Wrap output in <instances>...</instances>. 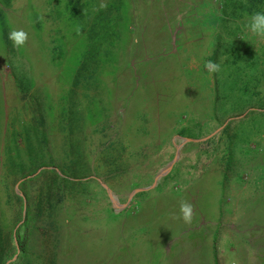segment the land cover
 <instances>
[{
    "label": "rangeland",
    "instance_id": "374dc122",
    "mask_svg": "<svg viewBox=\"0 0 264 264\" xmlns=\"http://www.w3.org/2000/svg\"><path fill=\"white\" fill-rule=\"evenodd\" d=\"M0 2V250L14 264H264L251 16L215 23L219 0ZM29 136L35 159L11 160Z\"/></svg>",
    "mask_w": 264,
    "mask_h": 264
},
{
    "label": "trees",
    "instance_id": "16d2710c",
    "mask_svg": "<svg viewBox=\"0 0 264 264\" xmlns=\"http://www.w3.org/2000/svg\"><path fill=\"white\" fill-rule=\"evenodd\" d=\"M0 1L11 6L14 0H0ZM75 1H77V0H70L71 3H75ZM93 3H94V0H90V1L86 0V8L88 7V4L92 6ZM219 4H220V12H219L220 14L215 17V19H214L215 23H218L220 21H225V22L226 21H236L237 22L246 16H251L253 13H255L257 11H264V0H219ZM74 6H75L74 12H75V14H78L79 13V10H78L79 6H77V4ZM96 6H97V4H96ZM119 17H120L119 15L113 16V18H115V19H119ZM38 25L40 26L41 23L39 22ZM239 27L240 26L238 25L237 30L239 29ZM237 30L235 32H237ZM64 45L68 46V43H65V42L62 43L61 42V44L58 46H60V48H63ZM58 46H57V48H58ZM55 51H56V49H55ZM62 53L64 55H66L67 51L62 50ZM108 54H109V51L105 52V56H107ZM82 57H83V55H82ZM65 58L63 60H65ZM63 60L60 61V63L63 62ZM70 60H72V59L70 58L69 61ZM86 64L87 63H84V65H86ZM236 73H237L236 74L237 78L242 77L241 73H239V72H236ZM79 77H80V74H77L74 76L75 80H78ZM2 111H3V105L1 104V106H0V132L2 130L1 127L3 126V122H4L3 120H1ZM27 140L28 141L25 144V148H21V146L19 144L17 145L16 143H14V144L10 143L8 145L9 146L8 150L10 151L9 156L11 157V160L22 159V157L26 153H29V155L32 154L31 158H29L30 163L35 159V158H33V154H35V152H34V149H35V144H34L35 142L34 141H35V139H34V137L29 136L27 138ZM44 149H47L49 151V149L46 148V143L40 144L36 151H44ZM36 154L39 158L38 153H36ZM29 155H28V157H29ZM23 162H25V164L27 162H29L27 160V157L25 159H23ZM19 164L22 165L21 163H19ZM0 235L2 236L1 231H0ZM15 237L18 238L19 243H20V249H19L20 251L18 252V250L17 251L15 250L16 251L15 254L16 253L20 254V256H21L20 261L22 262L23 261L22 259L25 258V256H26V254L24 252L26 249L25 248V242H24L25 239H24V236H21L20 230L17 231ZM11 239H12V237H11ZM0 243L2 244L1 241H0ZM1 244H0V246H2ZM13 254L10 255L9 253H5L3 250H0V264H14L13 263L14 261H11Z\"/></svg>",
    "mask_w": 264,
    "mask_h": 264
},
{
    "label": "clouds",
    "instance_id": "9594fccd",
    "mask_svg": "<svg viewBox=\"0 0 264 264\" xmlns=\"http://www.w3.org/2000/svg\"><path fill=\"white\" fill-rule=\"evenodd\" d=\"M246 27L252 36L264 38V11H257L253 13ZM8 39L12 41L15 47L22 48L27 40V34L23 30L13 29L10 31ZM208 67L209 70L218 69L217 65L209 64ZM179 214L180 218H182L185 223H190L192 221L193 215V206L191 203L182 202L180 205Z\"/></svg>",
    "mask_w": 264,
    "mask_h": 264
}]
</instances>
